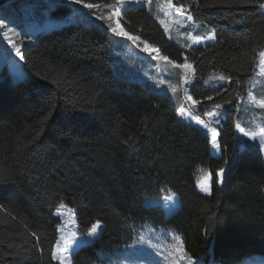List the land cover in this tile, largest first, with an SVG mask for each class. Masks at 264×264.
I'll return each instance as SVG.
<instances>
[{
	"label": "trees",
	"instance_id": "obj_1",
	"mask_svg": "<svg viewBox=\"0 0 264 264\" xmlns=\"http://www.w3.org/2000/svg\"><path fill=\"white\" fill-rule=\"evenodd\" d=\"M14 1L0 0V8ZM262 2L173 0L215 37L197 47L170 41L146 5L124 8L120 23L169 60L190 63L192 95L210 91L211 77L223 78L193 114L227 105L235 125L264 46ZM112 50L107 30L65 22L23 44L27 77L12 82L0 68V264H59L52 253L60 205L74 211L82 236L101 225L72 264H173L176 236L191 257L179 264H264L260 150L232 145L224 129L221 155L213 156L209 136L178 117L168 94L112 72ZM200 168L211 174L209 194L197 188ZM168 192L179 200L169 216L144 203Z\"/></svg>",
	"mask_w": 264,
	"mask_h": 264
},
{
	"label": "rangeland",
	"instance_id": "obj_2",
	"mask_svg": "<svg viewBox=\"0 0 264 264\" xmlns=\"http://www.w3.org/2000/svg\"><path fill=\"white\" fill-rule=\"evenodd\" d=\"M138 5H146L152 17L160 24L166 37L181 47H185L184 45L197 47L214 42V39L209 38L210 36H213V34H207V31H210L209 27L195 24L192 20L189 21L186 13L182 16L178 15L175 12V7L168 9L170 15L165 16L163 10L166 7L165 0H152L151 4L148 3V0H136L135 3L125 5L124 8ZM108 11V9L102 11L97 9H86L79 4L73 3L72 0H18L5 5L0 8V19H4L7 25V27H0V68H6L10 81L12 82L22 80L28 75L22 59L16 55L15 49L8 43L9 39L13 40L20 47V50H22L23 44L33 43L36 35L58 27L65 22L80 23L86 26L96 25L107 30L108 22L102 21L98 19V17L106 15ZM177 19L180 21L179 23L176 22ZM161 21H164V23L162 24ZM8 28H12L13 32L8 33V36L5 37L4 32H6ZM107 31L110 34L111 46L113 49L110 54L112 72L125 79L137 81L151 90L168 94L172 101L177 105V108L183 106L188 113V117L179 114L178 117L185 123L192 124L202 129L209 136L210 152L213 156L219 157L221 155L219 139L222 134L221 132L225 129L227 131L226 135L232 145L235 144L236 147L241 148L246 143H249L258 148L261 155L264 157V144L261 143L259 136H257L255 140L249 139L240 133L236 127L237 124H239L240 127L244 128L241 122L245 121V126L247 128L245 127L246 129H244L250 135L259 133L261 129H264V108L254 103L249 96V93H251L257 100L264 99V64H261L262 57L259 55V53L264 52V46L257 54L254 71L248 89L237 105V110L241 114L243 113V117L237 121V124L229 125L226 117L228 109L227 105H223L220 109L213 108L208 111L216 112L215 116L209 118L206 115L208 112L200 109L199 114L194 115L193 112H196L197 104L193 105L191 101L186 99L187 96H190L192 100L200 102L217 95L219 93L217 90H211L214 88V83L223 78L217 76L211 77L205 85L210 91L203 94L192 95L190 87L193 83V67L192 70L177 68L174 67V64H177L175 62L174 64H169L166 61L154 59L157 55H163L159 51L158 53L156 51H144L146 46L145 41L140 39L136 43H133L127 38L115 36L110 30ZM146 44L150 46L151 49H156L147 42ZM161 81H163V83H161ZM170 85L176 88L175 92L169 87ZM186 86L188 88L180 92V90L186 88ZM180 97L181 102L178 101ZM190 109H192V112ZM244 116H246V120H243ZM193 117L199 120H204L205 123H208L211 128L217 131L219 134L217 136V147H213L211 143V132L198 124ZM205 174H209L207 168L198 169L195 175L196 185L197 180ZM209 183L211 191L212 178ZM218 186L222 187L223 183H218ZM197 188L203 194L210 193L202 192L198 185ZM144 203L146 205L162 208L166 216L174 213L179 207V200L173 192H168L157 199H145ZM62 206L63 207L60 205L54 212L55 218L59 220L58 237L54 246V251H56L58 247L63 246L64 238L70 236L72 232L77 233V236L73 238L74 241L92 242L98 237L101 225L94 236H82L77 230L74 211L65 205ZM88 243H83L75 248H73L72 245L69 246L71 264L74 252L79 247ZM57 261L59 262V260ZM244 264L259 263L252 262Z\"/></svg>",
	"mask_w": 264,
	"mask_h": 264
},
{
	"label": "snow or ice",
	"instance_id": "obj_3",
	"mask_svg": "<svg viewBox=\"0 0 264 264\" xmlns=\"http://www.w3.org/2000/svg\"><path fill=\"white\" fill-rule=\"evenodd\" d=\"M73 3L81 5L83 8L86 9H97V10H104L108 9V13L106 15L99 16L98 19L102 21H107L108 22V27L107 30H110L115 36L117 37H122V38H127L128 40L132 41L133 43H136L138 40H140V37L131 35L129 34L124 27L121 25L120 20L122 19V12L123 8L125 5L130 4V3H135L136 0H111L110 3H104L102 0L97 3H91V2H86V0H72ZM152 0H148V3L151 4ZM166 7L163 9L165 16H169L170 13L168 9H171L175 7V12L178 15H184L185 10L188 8V5L186 4H181L179 6H175L173 4V0H165ZM260 7L264 8V2L260 3ZM187 19L191 21L193 17L189 14ZM177 23L180 21L177 19ZM163 24L164 21H161ZM0 27H7L6 22L4 19H0ZM13 32L12 28H8L6 32H4V36L7 37L8 33ZM209 38L214 39V36H210ZM8 43L15 49L16 55L19 56L21 59H23V55L21 54L20 47L11 39L8 40ZM145 48L144 51H156L158 53V49H151L150 46H148L145 42ZM259 55L262 57L261 59V64H264V52L259 53ZM154 59H159L166 61L169 64H174L173 61L169 60L168 57L166 56H155ZM174 67L177 68H184L187 70H192V65L188 64L185 62L184 64H174ZM163 83V81H161ZM205 83H208L205 81ZM172 88V91L175 92L176 88L172 87L171 85L169 86ZM239 93H237V96ZM249 96L251 97L252 101L256 104H258L260 107L264 108V99L257 100L255 96H252L251 93H249ZM187 100L191 101L193 105L198 104L199 101L192 100L190 96L186 97ZM209 99H211L209 97ZM222 106L217 104L215 105V109H220ZM177 112L181 116L188 117V113L186 112L185 108L181 106L180 108L177 109ZM209 118L213 117L216 115L215 111L208 112L206 114ZM193 119H196L193 117ZM196 122L200 125H202L204 128L208 129L209 132H211V143L213 147H217V136L219 135L217 131L213 128L210 127L208 123H205L204 120H199L196 119ZM218 122V121H217ZM237 129L239 130L240 133H242L244 136L248 137L249 139L255 140L257 136H259L260 141L262 144H264V129H261L259 133L250 135L247 131H245L244 128L240 127L239 124H237ZM223 174H224V169L221 168L217 171L216 176L218 177L217 183H223ZM211 179V174H205L201 178L197 180V185L199 186L200 190L205 193L210 192V181ZM61 207H63L61 205ZM100 228V222L97 221L96 223L92 224L91 228L87 232V236L92 237L96 234L97 229ZM33 236H35V233H32ZM77 236L76 232H72L70 236L64 238V244L63 246H60L52 253V259L53 260H59L60 264H71V254L69 253V246L72 245L73 248L78 247L79 245L83 243H88L90 241H79L75 240L74 237ZM174 239L177 241L176 245L173 246L174 250L169 252V255L172 257H179V259H174L173 264H179V260H183L184 258H188L189 260L191 257H188L187 252L185 251L183 242L180 240L179 236L174 237Z\"/></svg>",
	"mask_w": 264,
	"mask_h": 264
},
{
	"label": "crops",
	"instance_id": "obj_4",
	"mask_svg": "<svg viewBox=\"0 0 264 264\" xmlns=\"http://www.w3.org/2000/svg\"><path fill=\"white\" fill-rule=\"evenodd\" d=\"M177 114H178V112H177Z\"/></svg>",
	"mask_w": 264,
	"mask_h": 264
}]
</instances>
